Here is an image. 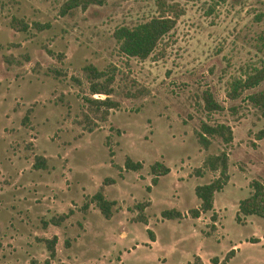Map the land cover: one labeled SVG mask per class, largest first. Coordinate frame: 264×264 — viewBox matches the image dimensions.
<instances>
[{"label": "rangeland", "instance_id": "374dc122", "mask_svg": "<svg viewBox=\"0 0 264 264\" xmlns=\"http://www.w3.org/2000/svg\"><path fill=\"white\" fill-rule=\"evenodd\" d=\"M63 1L0 0V264H52L38 240L51 226L41 221L68 209L58 230L67 264H185L196 255L200 264H264V217L234 219L249 181L264 178V107L248 98L264 79L228 96L233 79L264 61V0H105L60 14ZM159 15L174 24L146 57L118 50L116 27ZM12 17L27 30L11 28ZM86 63L114 67L119 105L104 120L83 99L103 97L89 93ZM204 90L221 109H203ZM201 121L229 125L231 141L201 147ZM221 150L228 179L197 219L187 212L198 203L193 188L217 175L203 159ZM35 156L45 168H33ZM126 156L141 167L125 170ZM154 161L168 171L152 184ZM101 185L114 200L108 218L80 208ZM163 209L181 217L163 218ZM138 212L146 223L131 219Z\"/></svg>", "mask_w": 264, "mask_h": 264}, {"label": "trees", "instance_id": "16d2710c", "mask_svg": "<svg viewBox=\"0 0 264 264\" xmlns=\"http://www.w3.org/2000/svg\"><path fill=\"white\" fill-rule=\"evenodd\" d=\"M105 0H65L60 6L59 13L64 14L71 8L80 7L84 9L89 4L100 5ZM215 3L222 2L224 0H213ZM15 21L17 23H15ZM174 24V17L159 15L152 16L149 19L137 23L133 26L120 25L113 30V37L117 42L118 50L126 56H133L144 58L156 45L158 39L165 34ZM36 30H41L49 27L48 22L33 21L31 23ZM10 27L16 31L27 30L29 25L27 22L12 17L10 20ZM88 81V90L90 94L94 93L103 94V97H84V101L90 107H94V110L101 109L99 113V119L104 120L108 114L109 109L117 108L119 102L110 97L113 92L112 82L114 81V67H106L103 69L97 68L92 63H86L81 68ZM264 79V61L259 67L253 68V71L244 75L243 79H233L231 82L228 96L233 98L238 94V90L248 86H252ZM249 100L259 106L264 107V88L260 91L253 92L248 96ZM202 107L206 112L221 109V105L216 102L209 91H202L201 95ZM94 126H96L94 124ZM91 127H88V131ZM194 134L197 142L203 148H206L210 144V140L213 137H219L224 144L231 141L232 133L229 125L219 123H208L201 121L198 129L194 130ZM109 150V154H111ZM33 168H45V162L43 157L35 156L32 163ZM203 166L208 170L216 171L217 175L211 180L196 184L193 188L194 194L198 199V205L187 210L188 214L192 217L198 216L199 212H205L212 209L213 193L222 188L228 179L227 174V154L221 150L215 154H207L203 159ZM141 167V162L138 160H132L128 156L124 158L123 168L125 170H138ZM168 171V167L162 162L154 161L149 165V172L151 173L150 181L155 184L159 175L165 174ZM198 172L199 171H195ZM113 182L112 178H104L103 184ZM248 194L242 199L238 200L234 219L237 222H242L246 215L254 214L260 217H264V178L263 179H251L248 183ZM149 190V185L146 187ZM89 204L96 206L101 214L108 218L111 214V207L114 204V200L107 199L102 192V185L99 186L94 193L88 196L80 208L85 210ZM147 203H136L135 208L142 210L143 206ZM72 213V209H68L67 212H63L57 215L50 216L47 219H42V227L48 223L52 225H58L64 219H66ZM161 217L163 218H178L181 217L180 212L175 209H163L161 211ZM212 216V214H211ZM136 218L144 220L143 216L138 212ZM149 237L152 239V234L149 232ZM42 241L45 249L48 252V256L54 255V244L56 242V236L53 234L50 237L38 238ZM66 242V241H65ZM229 253V252H228ZM227 253V254H228ZM224 258L220 263L224 262ZM213 263L219 264L216 258H212ZM190 262V263H189ZM185 264H200L199 257L194 256L193 261H188Z\"/></svg>", "mask_w": 264, "mask_h": 264}, {"label": "crops", "instance_id": "0c3cea01", "mask_svg": "<svg viewBox=\"0 0 264 264\" xmlns=\"http://www.w3.org/2000/svg\"><path fill=\"white\" fill-rule=\"evenodd\" d=\"M102 192H103V187H102ZM112 200V199H111ZM197 205H198V203H197ZM196 205V206H197ZM89 206H92V205H90L89 204ZM88 206V207H89ZM196 206H194V207H196ZM88 207L85 209V210H83V212H85L87 209H88ZM96 207V206H95ZM144 207V206H143ZM213 209V208H212ZM211 209V210H212ZM199 213H204V212H199ZM72 214V213H71ZM70 216V215H69ZM68 216V217H69ZM67 217V218H68ZM200 217V215L198 214V216H196V218L198 219ZM66 218V219H67ZM143 218H144V220H139V219H137L136 218V216L135 217H131V219H133V220H136V221H142V222H144V223H146V218H145V216L143 215ZM43 219H47V218H43ZM66 219H64V220H66ZM63 220V221H64ZM63 221L62 222H60V224H58V225H52V224H50V223H48L46 226H44V227H42V228H46V229H48L49 228V226H51V228H50V232H52V234L51 235H55L56 236V242H55V244H54V257H53V259H50V262L52 263V264H67L66 263V260H64L61 256H60V251H61V245H60V242H62V240H63V236L64 235H61L60 236V231H58L59 230V226H61L62 224H63ZM152 234V233H151ZM50 235V236H51ZM50 236H47V235H42V237H50ZM41 237V236H40ZM151 239V238H150ZM154 239V236H153V234H152V239L151 240H153ZM66 241V242H65ZM40 242H42V241H40ZM43 243V242H42ZM64 243H65V246H67V245H69V243H70V239H68V237L66 238L65 237V239H64ZM45 248V247H44ZM45 257H47V254L45 253V255L43 256V258H45ZM200 260V259H199Z\"/></svg>", "mask_w": 264, "mask_h": 264}]
</instances>
